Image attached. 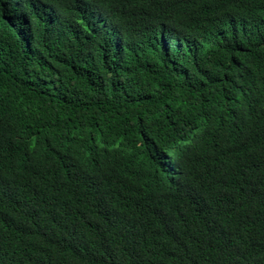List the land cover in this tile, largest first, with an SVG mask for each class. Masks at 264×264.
<instances>
[{"label":"trees","instance_id":"obj_1","mask_svg":"<svg viewBox=\"0 0 264 264\" xmlns=\"http://www.w3.org/2000/svg\"><path fill=\"white\" fill-rule=\"evenodd\" d=\"M0 264H264V0H0Z\"/></svg>","mask_w":264,"mask_h":264}]
</instances>
